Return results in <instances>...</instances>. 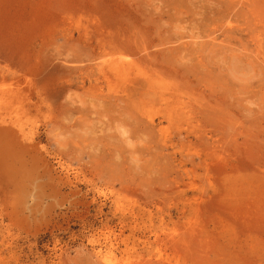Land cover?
<instances>
[{"label": "rangeland", "instance_id": "1", "mask_svg": "<svg viewBox=\"0 0 264 264\" xmlns=\"http://www.w3.org/2000/svg\"><path fill=\"white\" fill-rule=\"evenodd\" d=\"M0 127V264H264V0H0Z\"/></svg>", "mask_w": 264, "mask_h": 264}, {"label": "bare ground", "instance_id": "2", "mask_svg": "<svg viewBox=\"0 0 264 264\" xmlns=\"http://www.w3.org/2000/svg\"><path fill=\"white\" fill-rule=\"evenodd\" d=\"M224 3V2H223ZM194 4V3H193ZM204 6V5H203ZM163 7V6H162ZM206 7V6H205ZM210 8V7H209ZM210 12V11H209ZM212 13H214L215 14V12H212ZM203 14H204V12H203ZM206 14V13H205ZM213 14V15H214ZM209 15H211V13H209ZM212 16V15H211ZM218 16H221V15H218ZM229 16V15H228ZM214 18H216V17H214ZM223 18V17H222ZM210 19V18H209ZM219 19V18H218ZM204 20V19H203ZM197 21H199V20H197ZM207 21V20H206ZM215 21V20H214ZM199 24H201V23H199ZM204 24V23H203ZM205 25V24H204ZM235 32V31H234ZM209 33V32H208ZM230 33V32H229ZM193 34V33H192ZM210 35V34H209ZM171 36V35H170ZM168 37V38H171V37ZM167 37V36H166ZM173 37V36H172ZM195 37V36H194ZM193 36H192V38H194ZM208 37V36H207ZM210 38V37H209ZM213 38V37H212ZM216 38V37H215ZM136 40V39H135ZM165 40V41H164ZM163 40V42L165 43L166 42V39H164ZM171 40H173L172 38H171ZM179 40V39H178ZM204 40H206V39H204ZM214 40V39H213ZM89 41V40H88ZM123 41H124V39H123ZM196 41V40H195ZM170 41H167V43H169ZM174 42V41H173ZM179 43H180V41H179ZM188 43H190L189 41H188ZM194 43V42H193ZM129 44V43H128ZM158 44L160 45V43H159V41H158ZM169 44H172L171 42L169 43ZM175 45H178V44H175ZM192 45V44H191ZM190 45V46H191ZM194 45V44H193ZM212 45V44H211ZM213 45H214V42H213ZM124 46V45H123ZM156 46V45H155ZM161 46V45H160ZM159 46V47H160ZM172 46H174V45H172ZM197 46H199V45H197ZM197 46H196V48H197ZM126 47V46H125ZM162 47V46H161ZM165 47V46H164ZM177 47V46H176ZM184 47V46H183ZM155 48V47H154ZM188 48V47H187ZM193 48V47H192ZM205 48V47H204ZM156 49V48H155ZM154 49V50H155ZM182 49V48H181ZM88 50V49H87ZM172 50V49H171ZM175 49L173 48V50L172 51H174ZM164 51V50H163ZM165 51H167V50H165ZM183 51H184V48H183ZM202 51V50H201ZM140 52H141V50H140ZM175 52V51H174ZM192 52V51H191ZM135 53V52H134ZM163 53V52H162ZM165 53V52H164ZM188 53V52H187ZM147 54V53H146ZM174 54V53H173ZM138 55H140V54H138ZM166 55V54H165ZM170 55V54H169ZM169 55H167L166 57H168ZM93 56V55H92ZM141 56V55H140ZM139 56V57H140ZM161 56H162V54H161ZM160 56V57H161ZM145 57V56H144ZM165 57V56H164ZM163 57V58H164ZM165 57V58H166ZM154 58V57H153ZM173 58H175V57H173ZM97 59V58H96ZM162 59V58H161ZM192 59H193V57H192ZM154 60V59H153ZM167 60H168V58H167ZM171 60H173V59H171ZM203 60V59H202ZM91 61V60H90ZM109 61V60H108ZM160 61H162V60H160ZM163 62V61H162ZM165 63L167 62L166 61V59H165V61H164ZM168 63H169V61H168ZM95 64V63H94ZM167 64V63H166ZM171 64V63H170ZM92 65V64H91ZM183 65V64H182ZM191 65V64H190ZM74 66V65H73ZM71 67V66H70ZM177 67H179L180 68V66H177ZM187 67H189V66H187ZM199 67V66H198ZM185 68H186V66H185ZM75 69V68H74ZM78 69V68H77ZM85 69V68H84ZM189 69V68H188ZM188 69H185L186 71L188 70ZM191 69V68H190ZM189 69V70H190ZM193 69L195 70V68L193 67ZM72 70V69H71ZM114 70V76H123V79L125 80L126 78H127V76H129L130 75V71L127 69H125L124 67L123 68H120V67H116V68H114L113 69ZM94 72H95V69L93 70ZM161 71V70H160ZM159 71V72H160ZM174 71V70H173ZM184 73H188V72H185L184 70H182ZM191 71V70H190ZM189 71V72H190ZM197 71V70H196ZM55 72V71H54ZM57 72V71H56ZM60 72V71H59ZM97 72V71H96ZM100 72V71H99ZM192 73V72H191ZM49 74V73H48ZM48 74H47V76H48ZM51 74V73H50ZM49 74V75H50ZM58 74V73H57ZM68 74V73H67ZM95 74V73H94ZM173 74V73H172ZM171 74V75H172ZM182 74V73H181ZM189 74V73H188ZM193 74V73H192ZM52 75V74H51ZM187 75V74H186ZM196 75V74H195ZM59 76H60V74H59ZM64 76V75H63ZM84 76V75H83ZM98 76V75H97ZM217 76V75H216ZM79 77V76H78ZM214 78H215V76H213ZM217 77H219V75L217 76ZM47 78V77H46ZM88 80V79H87ZM202 80V79H201ZM74 82H76V81H74ZM79 82V81H78ZM134 82V81H133ZM80 83V82H79ZM82 83V82H81ZM135 83V82H134ZM138 83V82H137ZM199 83V82H198ZM133 84V83H132ZM145 84V83H144ZM102 85V84H101ZM194 85V84H193ZM199 85V84H198ZM139 86V85H138ZM145 86V85H144ZM143 87V86H142ZM167 87V86H166ZM130 88V87H129ZM137 88V87H136ZM172 88V87H171ZM61 89V88H60ZM139 89H140V87H139ZM40 90V89H39ZM63 90V89H62ZM47 91V90H46ZM50 91V90H49ZM61 91V90H60ZM66 91H67V89H66ZM127 91H129V90H127ZM59 92V91H58ZM137 92V91H136ZM151 92V91H150ZM172 92H173V90H172ZM40 93V92H39ZM66 93V92H65ZM146 93V92H145ZM173 93H175V92H173ZM214 93V92H213ZM44 94V93H43ZM102 94V93H101ZM150 94V93H149ZM152 94V93H151ZM201 94V93H200ZM49 95V94H48ZM47 95V96H48ZM61 95V94H60ZM92 95V94H91ZM127 95H128V93H127ZM135 95H136V93H135ZM135 95H133L134 97H135ZM214 95V94H213ZM51 96H53L52 94H51ZM50 96V97H51ZM56 96V95H55ZM63 96V95H62ZM111 96V95H110ZM132 96V95H131ZM144 96V95H143ZM108 97V96H107ZM119 97V96H118ZM130 97V96H129ZM142 97V96H141ZM156 97V96H155ZM154 97V98H155ZM59 98V97H58ZM120 98H122V97H120ZM124 98V97H123ZM136 98V97H135ZM180 98V97H179ZM208 98H209V96H208ZM109 99H111V98H109ZM127 99H128V97H127ZM122 100H124V99H122ZM121 100V101H122ZM155 100V99H154ZM197 100V99H196ZM118 101V100H117ZM119 101H120V99H119ZM124 101H126V100H124ZM187 102H188V100H187ZM101 103H102V101H101ZM100 103V104H101ZM105 103V102H104ZM153 103V102H152ZM199 103V102H198ZM106 104V103H105ZM137 103H135V105H136ZM128 105H129V103H128ZM148 105V104H147ZM153 105H154V103H153ZM194 108H195V106H194ZM136 110V109H135ZM195 112V111H194ZM200 113V112H199ZM203 113V112H202ZM201 113V114H202ZM134 114V112L132 113V115ZM219 114V113H218ZM147 122V121H146ZM149 122V121H148ZM153 126V125H152ZM20 131H22V130H20ZM17 135L18 134H16L15 132H13V129H11L10 127L7 129V127L6 128H4V127H0V137L1 138H6L8 141H9V144L6 142V144L4 143L3 145L5 146V147H8V148H10V151H11V155L12 156H15V160L17 161H19L21 164L23 163L22 162V154H23V152H21V151H24L25 149H27V145L25 144V143H23V140L24 141H26V139H28V138H26L25 136H26V134L22 131V133H21V135H19L18 137H17ZM17 137V138H16ZM2 145V146H3ZM21 150V151H20ZM12 153H15V155L14 154H12Z\"/></svg>", "mask_w": 264, "mask_h": 264}]
</instances>
